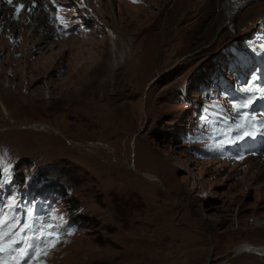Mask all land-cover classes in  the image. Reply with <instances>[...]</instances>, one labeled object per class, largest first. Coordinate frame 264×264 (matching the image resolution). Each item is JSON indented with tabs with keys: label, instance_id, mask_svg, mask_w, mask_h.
<instances>
[{
	"label": "rangeland",
	"instance_id": "rangeland-1",
	"mask_svg": "<svg viewBox=\"0 0 264 264\" xmlns=\"http://www.w3.org/2000/svg\"><path fill=\"white\" fill-rule=\"evenodd\" d=\"M87 3L63 37L0 10L1 215L55 225L42 264H264L236 250L264 252V156L224 148L264 81V0ZM37 171L72 202L19 188Z\"/></svg>",
	"mask_w": 264,
	"mask_h": 264
},
{
	"label": "snow or ice",
	"instance_id": "snow-or-ice-1",
	"mask_svg": "<svg viewBox=\"0 0 264 264\" xmlns=\"http://www.w3.org/2000/svg\"><path fill=\"white\" fill-rule=\"evenodd\" d=\"M138 2V0H133ZM12 3V0H8ZM35 6V5H33ZM24 5L16 7V15L18 16ZM61 23H64L63 17H57ZM251 101L246 102L242 107H249ZM254 121L255 117H251ZM255 127V125H253ZM243 127V125H241ZM253 135V133H247ZM11 207H15L13 204ZM31 213L28 216L31 217ZM55 225L42 224L38 230L33 228L31 223L20 225L14 219L0 215V264H42L41 257L46 256L48 246L54 247L58 242V236L54 233ZM17 245H21L17 247ZM29 252L32 253L31 257Z\"/></svg>",
	"mask_w": 264,
	"mask_h": 264
},
{
	"label": "bare ground",
	"instance_id": "bare-ground-1",
	"mask_svg": "<svg viewBox=\"0 0 264 264\" xmlns=\"http://www.w3.org/2000/svg\"><path fill=\"white\" fill-rule=\"evenodd\" d=\"M233 1H235V3H236V5L239 3L240 4V2L242 3V2H244L245 0H233ZM246 1H250V0H246ZM235 3H234V7H235V9H236V5H235ZM234 9V8H233ZM240 11V10H239ZM238 11V12H239ZM218 16H221V13L220 14H218ZM218 19V18H217ZM42 18H41V20H40V22H42ZM39 28H46V25H45V21H43L42 23H40V25L38 26ZM108 28V27H107ZM109 31H108V36H109V38H110V40H112L113 41V43H112V46H111V48H110V53H111V60H110V63H109V67H113V68H115V67H118V65H119V60H118V57H117V53L118 52H116V51H118L117 49H116V43H114L115 42V38H114V32H112V30H110V29H108ZM131 41V40H130ZM121 54H122V56H121V58H123V52H121ZM119 56V55H118ZM125 60V59H124ZM122 62V61H121ZM41 128L42 129H46L47 127H43V126H41ZM94 147V146H93ZM148 179L149 180H151V181H157V180H155L152 176H150V177H148ZM239 253H249V254H255V255H258V256H260V257H264V252L262 251V250H259V249H257V248H254V247H240V248H237L236 249Z\"/></svg>",
	"mask_w": 264,
	"mask_h": 264
},
{
	"label": "trees",
	"instance_id": "trees-1",
	"mask_svg": "<svg viewBox=\"0 0 264 264\" xmlns=\"http://www.w3.org/2000/svg\"><path fill=\"white\" fill-rule=\"evenodd\" d=\"M39 177H40V175H39ZM40 178H42V176ZM48 189H53L59 196L64 197V198H67L69 201L72 202V199H71L70 196H68V193H67L66 189L64 188V186L61 185L59 182H57V180H54V181H52L51 183H49L47 185H43L37 191V194L38 195H43V194L46 193V191ZM73 206H75V204Z\"/></svg>",
	"mask_w": 264,
	"mask_h": 264
},
{
	"label": "water",
	"instance_id": "water-1",
	"mask_svg": "<svg viewBox=\"0 0 264 264\" xmlns=\"http://www.w3.org/2000/svg\"><path fill=\"white\" fill-rule=\"evenodd\" d=\"M164 48L161 50V53H160V58L162 57V52H163ZM149 180V179H148ZM153 182H159V181H153Z\"/></svg>",
	"mask_w": 264,
	"mask_h": 264
}]
</instances>
